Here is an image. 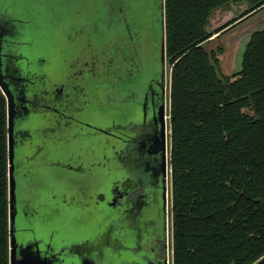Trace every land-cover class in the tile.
Segmentation results:
<instances>
[{
  "label": "flooded vegetation",
  "instance_id": "af4514ba",
  "mask_svg": "<svg viewBox=\"0 0 264 264\" xmlns=\"http://www.w3.org/2000/svg\"><path fill=\"white\" fill-rule=\"evenodd\" d=\"M133 1L147 7L138 20L134 19L141 27L128 21L121 8L122 20L116 29L121 37L113 45L112 56L95 53L90 63L80 57H56L51 10L44 0L0 7V84L10 117L12 212L18 246L29 236L37 244L35 230L42 231L50 221L58 229L63 226L60 214L64 200L52 198L51 211H39L34 200L40 203L46 193L44 181L37 177L41 166L23 159L32 134L56 143L60 115L66 113L60 109L62 103L70 98L68 93L73 101L74 95L77 99L82 94L89 104L87 112H95L104 128V172H115L122 179L115 196H121L125 207L126 234L137 237L136 256H152L147 257L150 264H169L167 56L162 65L158 19L147 20V24L142 20L155 8L152 0ZM73 40L71 35L68 41ZM81 79L84 88L90 87L97 94L87 92L90 97H86L85 89L74 86V81ZM111 154L116 155L113 162ZM109 245L113 251L121 248L113 239ZM38 248L45 257L40 243ZM61 248L51 262L62 264L66 253ZM83 262L97 264L89 253Z\"/></svg>",
  "mask_w": 264,
  "mask_h": 264
},
{
  "label": "trees",
  "instance_id": "16d2710c",
  "mask_svg": "<svg viewBox=\"0 0 264 264\" xmlns=\"http://www.w3.org/2000/svg\"><path fill=\"white\" fill-rule=\"evenodd\" d=\"M231 4L242 14L208 30L212 15ZM164 6L171 264H264V29L251 34L236 73L226 75L225 52L209 47L257 16L264 0ZM6 113L0 91V264L9 258Z\"/></svg>",
  "mask_w": 264,
  "mask_h": 264
},
{
  "label": "water",
  "instance_id": "95a60500",
  "mask_svg": "<svg viewBox=\"0 0 264 264\" xmlns=\"http://www.w3.org/2000/svg\"><path fill=\"white\" fill-rule=\"evenodd\" d=\"M158 11L161 38L160 54L163 65L166 55L164 0L159 3ZM88 48L91 49V44ZM76 84L85 89L86 97H90L88 93L97 94V91L90 87L84 88L83 79L74 81V86ZM0 91L2 94L5 93L2 88ZM68 94L70 98L60 107L66 113L60 115V123L56 129L58 136L56 143L48 141L46 137L32 134L23 159L31 164L41 166V171L37 172V177H41V180L44 181L45 197L39 203L30 196L35 201L34 204L39 206L38 210L49 213L52 207L50 202L52 198L64 200V207L60 214L63 226L58 229L55 227L56 224L50 221L42 231L37 230L39 231L37 232L35 230L34 232L36 234L34 237L38 239L40 246L46 250L45 257L41 256L38 243H33L30 236L25 242L20 240L22 244L18 246L12 212L14 202L12 138L10 117L8 111L6 113L8 264H57L50 260L55 258V252L60 246L66 253L62 264H84L83 259L88 258V253L92 258L95 256L97 264H150L148 260H152L148 258H152V256L141 253L139 257L136 256L137 237L130 238L123 226L125 207L121 202V196H115L119 192L122 179L115 172H111V175H106L104 172L101 140L104 128L101 120L95 112H87V105L89 107V104L88 102L85 104L82 94H78L77 99L74 95V101L70 93ZM70 99L71 104H69ZM96 99L97 96L95 101ZM110 156L111 162H113L116 155L111 154ZM51 169L54 170L53 173H51ZM111 239L121 245V248L113 251L112 246L109 245ZM84 251L87 252L84 253ZM130 256L133 260L130 259ZM145 257L146 259H144Z\"/></svg>",
  "mask_w": 264,
  "mask_h": 264
},
{
  "label": "rangeland",
  "instance_id": "374dc122",
  "mask_svg": "<svg viewBox=\"0 0 264 264\" xmlns=\"http://www.w3.org/2000/svg\"><path fill=\"white\" fill-rule=\"evenodd\" d=\"M20 1L29 2L30 0H0V7H4L6 4L16 3ZM48 5L49 10H51L52 15V24L54 25V41H55V53L56 57H66L67 59L72 57L82 58V62L87 61L90 63L94 55V52L98 55H106L111 57L113 52V45L120 39V34L116 31L117 26L121 24V8L122 15H125V18L128 21L138 20V15L142 14L147 8L145 5L139 3H130L128 0H44ZM161 0H152L153 10L150 13V16L144 18V23L147 24V20L152 21L156 20L159 17V3ZM156 5V6H155ZM38 6V5H37ZM16 7V6H15ZM157 9V10H156ZM242 5L231 4L224 9L216 11L212 17L208 30H211L216 25L221 26L224 23H227V20L237 18L242 14ZM12 11V9H11ZM154 11V12H153ZM158 11V12H157ZM13 12V11H12ZM158 15V17H157ZM264 15V11L261 12V16ZM141 17V15H140ZM259 19L253 21H247L242 25H239L229 31L224 38L220 40H214L209 46L212 48L221 47L225 52L221 57V64L223 72L228 75L229 73V62L232 59V54H237L240 51L243 52L244 46L247 43L246 34H251L254 32H259L260 29L264 28V24L259 25ZM137 25V21H135ZM213 26V27H212ZM216 26V27H217ZM96 29V33L95 30ZM245 32V33H244ZM73 35L74 42H69V37ZM91 44V49L89 50L87 44ZM239 47V48H238ZM230 59V60H229ZM71 60V59H69ZM105 61H107L105 59ZM233 61V59H232ZM168 63V62H167ZM227 65V66H226ZM240 70V65L237 66ZM168 77H167V101L168 108L166 117L169 121L168 127V137L170 138L169 128H170V67L167 64ZM230 70V71H231ZM168 138V149L170 156V139ZM168 156V165H169V204H168V219H169V234L167 237V256L169 264L172 263L171 260V228H170V204H171V165L169 164Z\"/></svg>",
  "mask_w": 264,
  "mask_h": 264
},
{
  "label": "crops",
  "instance_id": "0c3cea01",
  "mask_svg": "<svg viewBox=\"0 0 264 264\" xmlns=\"http://www.w3.org/2000/svg\"><path fill=\"white\" fill-rule=\"evenodd\" d=\"M262 11H264V10H262ZM262 11H260L259 13H258V15L257 16H255V17H253V18H251L249 21H253V20H255V19H259V21H258V23H259V25H262V24H264V15H262L261 16V12ZM245 33V32H244ZM252 34V33H251ZM251 34H246L245 36H246V42L248 41V39L250 38V36H251ZM239 48V47H238ZM238 51H239V53H237V54H232V59H233V61H232V59H231V61L229 62V68L230 67H232V70H231V68H230V72L231 73H236V72H238V65H240V62H241V58H242V54H243V52L242 51H240V49H237Z\"/></svg>",
  "mask_w": 264,
  "mask_h": 264
},
{
  "label": "built area",
  "instance_id": "2783aa9c",
  "mask_svg": "<svg viewBox=\"0 0 264 264\" xmlns=\"http://www.w3.org/2000/svg\"><path fill=\"white\" fill-rule=\"evenodd\" d=\"M171 254H172V251H171Z\"/></svg>",
  "mask_w": 264,
  "mask_h": 264
}]
</instances>
